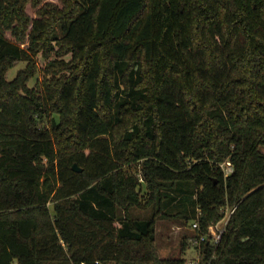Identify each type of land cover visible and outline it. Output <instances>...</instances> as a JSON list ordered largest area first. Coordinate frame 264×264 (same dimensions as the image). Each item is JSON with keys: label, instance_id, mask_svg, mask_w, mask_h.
<instances>
[{"label": "trees", "instance_id": "16d2710c", "mask_svg": "<svg viewBox=\"0 0 264 264\" xmlns=\"http://www.w3.org/2000/svg\"><path fill=\"white\" fill-rule=\"evenodd\" d=\"M43 1L0 0V264H185L157 218L225 209L202 261L264 264V0Z\"/></svg>", "mask_w": 264, "mask_h": 264}, {"label": "rangeland", "instance_id": "374dc122", "mask_svg": "<svg viewBox=\"0 0 264 264\" xmlns=\"http://www.w3.org/2000/svg\"><path fill=\"white\" fill-rule=\"evenodd\" d=\"M45 3L56 5L59 8L63 7L62 0H44L41 4ZM38 8H34L31 5L27 7L28 14L33 17H39L37 13ZM6 36L9 39H13L10 32H7ZM27 43L23 44L26 46ZM56 56H53L51 59H54ZM67 59V56L63 57ZM45 59L41 54L35 57L37 63V73L31 78L28 82L29 87H37L43 81L46 75V65L49 60ZM27 66L26 61H18L14 64L13 68L9 70L7 73L8 79H13L20 70L25 69ZM262 151L264 152V146L262 147ZM132 171L135 172L139 177H141L140 172V164H134L131 166ZM184 191H169L170 194L174 198L170 199L167 204V211L172 214H177L182 209H192V204L189 200L181 198V194ZM143 201L146 200L147 195L143 194ZM134 213L136 215L147 217L151 214L150 207L146 209H135ZM193 220H186L184 217L180 215L170 216V217H161L157 218L156 222V240H157V248L159 254L162 257L169 258H184L185 264H194L196 261H199V264H204L202 261L203 252L202 247L195 244L194 240L196 238L197 230L192 228ZM215 224L209 227V233L212 235L214 233ZM12 264H18V261L15 259Z\"/></svg>", "mask_w": 264, "mask_h": 264}, {"label": "built area", "instance_id": "2783aa9c", "mask_svg": "<svg viewBox=\"0 0 264 264\" xmlns=\"http://www.w3.org/2000/svg\"><path fill=\"white\" fill-rule=\"evenodd\" d=\"M222 167L225 170V174L228 175L232 172V165L231 162L227 161L225 164L222 165ZM234 209H225L224 216L215 223L214 227V233L211 235L208 234H200V236H197L194 240L195 244L202 246V244L205 241H208V243L218 245L220 240L222 239V236L224 232L227 230V225L230 219L231 214L233 213ZM192 228L194 230L199 231L200 229V223L198 219L193 220ZM214 256V255H213ZM194 264H199V261H196ZM204 264H212V260L205 261Z\"/></svg>", "mask_w": 264, "mask_h": 264}, {"label": "water", "instance_id": "95a60500", "mask_svg": "<svg viewBox=\"0 0 264 264\" xmlns=\"http://www.w3.org/2000/svg\"><path fill=\"white\" fill-rule=\"evenodd\" d=\"M73 168H74V170L77 171V172L82 171V168L79 167L77 163L74 164Z\"/></svg>", "mask_w": 264, "mask_h": 264}]
</instances>
